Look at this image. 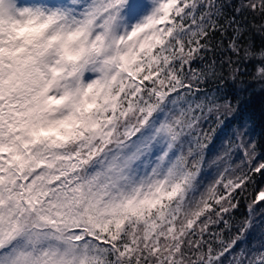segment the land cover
Masks as SVG:
<instances>
[{
	"label": "snow or ice",
	"instance_id": "obj_1",
	"mask_svg": "<svg viewBox=\"0 0 264 264\" xmlns=\"http://www.w3.org/2000/svg\"><path fill=\"white\" fill-rule=\"evenodd\" d=\"M256 88L264 0H0V264H264Z\"/></svg>",
	"mask_w": 264,
	"mask_h": 264
},
{
	"label": "trees",
	"instance_id": "obj_2",
	"mask_svg": "<svg viewBox=\"0 0 264 264\" xmlns=\"http://www.w3.org/2000/svg\"><path fill=\"white\" fill-rule=\"evenodd\" d=\"M254 42L259 45L261 43L260 37H255ZM228 75L227 70L224 72ZM245 112L252 117L253 122V136L258 138L264 133V92H260L259 88H256L255 92H248L245 94ZM244 201L241 202L240 209L235 213L236 217L239 218L246 214V208L244 207Z\"/></svg>",
	"mask_w": 264,
	"mask_h": 264
}]
</instances>
